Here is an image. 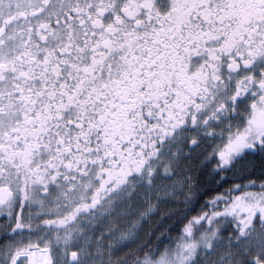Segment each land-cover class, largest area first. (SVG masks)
Masks as SVG:
<instances>
[{"label":"snow or ice","instance_id":"snow-or-ice-1","mask_svg":"<svg viewBox=\"0 0 264 264\" xmlns=\"http://www.w3.org/2000/svg\"><path fill=\"white\" fill-rule=\"evenodd\" d=\"M0 264H264V0H0Z\"/></svg>","mask_w":264,"mask_h":264}]
</instances>
